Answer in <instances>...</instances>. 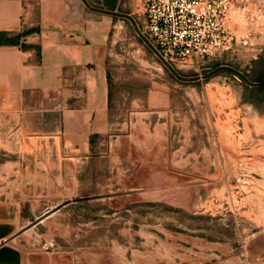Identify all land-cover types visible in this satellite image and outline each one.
Returning <instances> with one entry per match:
<instances>
[{
    "label": "rangeland",
    "instance_id": "obj_1",
    "mask_svg": "<svg viewBox=\"0 0 264 264\" xmlns=\"http://www.w3.org/2000/svg\"><path fill=\"white\" fill-rule=\"evenodd\" d=\"M114 19L112 122L89 149L61 134L0 146L12 233L65 203L14 244L27 264H264V90L230 70L204 77L229 65L264 79V0H233L232 43L188 65L155 53L142 13Z\"/></svg>",
    "mask_w": 264,
    "mask_h": 264
},
{
    "label": "crops",
    "instance_id": "obj_2",
    "mask_svg": "<svg viewBox=\"0 0 264 264\" xmlns=\"http://www.w3.org/2000/svg\"><path fill=\"white\" fill-rule=\"evenodd\" d=\"M86 2L0 0V33L27 44L0 45V146L7 147L9 133L33 134L48 145L61 134L63 145L87 151L91 136L112 122L107 50L114 18L141 14L142 0ZM41 159L49 165L55 156ZM18 237L0 247V264H27L13 242Z\"/></svg>",
    "mask_w": 264,
    "mask_h": 264
},
{
    "label": "built area",
    "instance_id": "obj_3",
    "mask_svg": "<svg viewBox=\"0 0 264 264\" xmlns=\"http://www.w3.org/2000/svg\"><path fill=\"white\" fill-rule=\"evenodd\" d=\"M233 0H142L141 33L166 63L188 65L230 45Z\"/></svg>",
    "mask_w": 264,
    "mask_h": 264
},
{
    "label": "water",
    "instance_id": "obj_4",
    "mask_svg": "<svg viewBox=\"0 0 264 264\" xmlns=\"http://www.w3.org/2000/svg\"><path fill=\"white\" fill-rule=\"evenodd\" d=\"M86 2V0H84ZM88 4V2H86ZM151 46V45H150ZM171 70L175 73V75L177 77H179L181 80H188V78L183 77L181 75L178 74V72L173 68L170 67ZM222 70H230L233 73H235L236 75L240 76L241 78L245 79L246 82L250 85V86H259L260 83L259 82H253L251 80H249V78L247 77V75L229 65H222L214 70H212L211 72H209L208 74H206L204 77L205 78H209L213 75H215L216 73L222 71ZM65 203L59 204L57 206H55L53 209L48 210L47 212H45L44 214H42L41 216H39L38 218H36L35 220H33L29 225H27L23 230L16 232L14 234L12 233V227L10 225H3L0 226V247H2L3 245H5L6 243H8L10 240L16 238L17 236H19L22 232H24L25 230L41 223L44 219H46L47 217H49L54 211L60 209L62 206H64Z\"/></svg>",
    "mask_w": 264,
    "mask_h": 264
},
{
    "label": "trees",
    "instance_id": "obj_5",
    "mask_svg": "<svg viewBox=\"0 0 264 264\" xmlns=\"http://www.w3.org/2000/svg\"><path fill=\"white\" fill-rule=\"evenodd\" d=\"M28 32H25V35ZM20 36H7L6 33H0V45H20L22 48H26L27 44L20 43L19 40ZM260 81L264 82V79H261ZM257 90H264V83L263 86L257 87Z\"/></svg>",
    "mask_w": 264,
    "mask_h": 264
},
{
    "label": "flooded vegetation",
    "instance_id": "obj_6",
    "mask_svg": "<svg viewBox=\"0 0 264 264\" xmlns=\"http://www.w3.org/2000/svg\"><path fill=\"white\" fill-rule=\"evenodd\" d=\"M259 83H260V85H259V86H257V87L263 86V83H264V82H262V81H259Z\"/></svg>",
    "mask_w": 264,
    "mask_h": 264
},
{
    "label": "bare ground",
    "instance_id": "obj_7",
    "mask_svg": "<svg viewBox=\"0 0 264 264\" xmlns=\"http://www.w3.org/2000/svg\"><path fill=\"white\" fill-rule=\"evenodd\" d=\"M235 140V139H234ZM229 147V146H228ZM226 151V150H225Z\"/></svg>",
    "mask_w": 264,
    "mask_h": 264
}]
</instances>
